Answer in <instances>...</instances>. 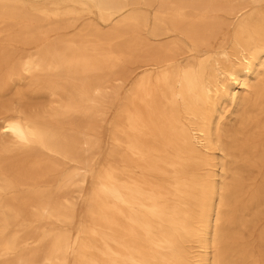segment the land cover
Returning <instances> with one entry per match:
<instances>
[{
  "label": "bare ground",
  "instance_id": "obj_1",
  "mask_svg": "<svg viewBox=\"0 0 264 264\" xmlns=\"http://www.w3.org/2000/svg\"><path fill=\"white\" fill-rule=\"evenodd\" d=\"M0 264H264V0H0Z\"/></svg>",
  "mask_w": 264,
  "mask_h": 264
}]
</instances>
